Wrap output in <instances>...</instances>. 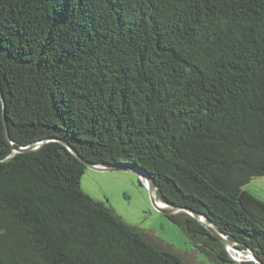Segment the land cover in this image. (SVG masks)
Instances as JSON below:
<instances>
[{
    "label": "trees",
    "instance_id": "trees-1",
    "mask_svg": "<svg viewBox=\"0 0 264 264\" xmlns=\"http://www.w3.org/2000/svg\"><path fill=\"white\" fill-rule=\"evenodd\" d=\"M3 93L5 107L1 97ZM133 165L264 264V0H0V264H187L83 192ZM169 218L238 264L188 210ZM242 264H254L243 262Z\"/></svg>",
    "mask_w": 264,
    "mask_h": 264
},
{
    "label": "rangeland",
    "instance_id": "rangeland-1",
    "mask_svg": "<svg viewBox=\"0 0 264 264\" xmlns=\"http://www.w3.org/2000/svg\"><path fill=\"white\" fill-rule=\"evenodd\" d=\"M81 189L93 199L104 202L114 213L158 247L171 251L187 264H216L198 250L186 233L170 218L158 210L151 199L143 176L138 171L96 170L86 168ZM264 201V176L255 178L245 188ZM155 199L159 203L156 194ZM228 255L238 264L254 262L257 258L238 246L225 247Z\"/></svg>",
    "mask_w": 264,
    "mask_h": 264
},
{
    "label": "water",
    "instance_id": "water-1",
    "mask_svg": "<svg viewBox=\"0 0 264 264\" xmlns=\"http://www.w3.org/2000/svg\"><path fill=\"white\" fill-rule=\"evenodd\" d=\"M1 97H2V100H3L4 107H5L6 104H5V100H4V96H3L2 92H1ZM5 124H6V119H5ZM6 135H7L8 141L10 142V144L12 146V149H13L14 153H29V152H32V151H35V150L39 149L40 147H42L46 143L58 142V143L63 144L66 148H68L69 151L71 153H73L77 157V159H79L88 168H92V169H96V170H102V171L103 170H106V171L107 170L136 171V168L133 165H126V164L117 165V166H114V167H105V166H100V165H93V164L87 162L86 160H84L77 153V151L70 144H68L65 140L59 139L57 137L44 139L41 142H38L36 144H32L30 146H26V147H15L13 145V143L11 142V139H10V136H9V132H8V128H7V124H6ZM143 180H144V183H145L146 187L149 189L152 202H153L154 206L158 210H160L161 212H164L166 214H170V213L179 212L181 210H185L186 209V208L171 206V205H168V204H165V203H162L163 205H160L155 199V195L154 194H156V187H155V184H154L153 180L151 178H149V177H144V176H143ZM186 210H188L189 213L198 222H200L214 237H216L223 244L224 247L235 246V243L230 241L225 235L219 233L215 229V227L212 225V223L210 221H205L204 217L202 215H200L199 213H197L195 211H192L190 209H186ZM259 263L263 264L260 261H259Z\"/></svg>",
    "mask_w": 264,
    "mask_h": 264
},
{
    "label": "bare ground",
    "instance_id": "bare-ground-1",
    "mask_svg": "<svg viewBox=\"0 0 264 264\" xmlns=\"http://www.w3.org/2000/svg\"><path fill=\"white\" fill-rule=\"evenodd\" d=\"M139 172V171H138ZM140 173V172H139ZM160 205H163L162 202H159ZM205 220V219H204Z\"/></svg>",
    "mask_w": 264,
    "mask_h": 264
},
{
    "label": "built area",
    "instance_id": "built-area-1",
    "mask_svg": "<svg viewBox=\"0 0 264 264\" xmlns=\"http://www.w3.org/2000/svg\"><path fill=\"white\" fill-rule=\"evenodd\" d=\"M251 253V252H250Z\"/></svg>",
    "mask_w": 264,
    "mask_h": 264
}]
</instances>
